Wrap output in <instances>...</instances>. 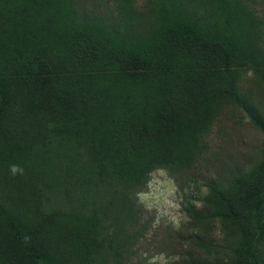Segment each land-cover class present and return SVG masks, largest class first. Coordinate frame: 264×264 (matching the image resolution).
Segmentation results:
<instances>
[{"label":"trees","instance_id":"trees-1","mask_svg":"<svg viewBox=\"0 0 264 264\" xmlns=\"http://www.w3.org/2000/svg\"><path fill=\"white\" fill-rule=\"evenodd\" d=\"M114 1L0 0V264H129L150 180L197 187L231 106L264 132L254 0ZM260 157L186 197L181 263L264 264Z\"/></svg>","mask_w":264,"mask_h":264},{"label":"rangeland","instance_id":"rangeland-1","mask_svg":"<svg viewBox=\"0 0 264 264\" xmlns=\"http://www.w3.org/2000/svg\"><path fill=\"white\" fill-rule=\"evenodd\" d=\"M94 1L85 0L89 6ZM101 1L103 3L107 1V5L111 8L116 5L114 0ZM136 2L142 6L145 0H136ZM254 2H256L255 8L258 14L264 19V0H254ZM251 76V73L248 74V82L244 88L251 86L249 82ZM252 104L264 117V93H257ZM215 124L208 140L211 152L214 151L221 157H216V162L213 164L198 166L190 171L193 177L199 179L197 187L194 184L185 183V189H180L179 192L178 182L169 179L164 184V188L161 184L154 185L153 183L139 193L140 226L145 224L146 227L143 229L142 238L134 247L138 249V252L132 256L129 264H175L176 262L184 264L180 262L185 259L183 254L190 252L193 248L196 249L189 240L184 241L179 238L183 227L190 222V219L186 217V212L182 210V208L185 209L186 197L191 196L193 200L190 202L192 203L197 202L205 194L204 181L212 176L209 172L214 171L213 168L220 165L219 159L224 158L223 161L229 164H247L261 158L264 132L241 108L236 106L227 108ZM195 234L196 232H192L191 236ZM213 237L217 241L221 235ZM168 245H172L173 248H168Z\"/></svg>","mask_w":264,"mask_h":264},{"label":"clouds","instance_id":"clouds-1","mask_svg":"<svg viewBox=\"0 0 264 264\" xmlns=\"http://www.w3.org/2000/svg\"><path fill=\"white\" fill-rule=\"evenodd\" d=\"M11 171H12V173L13 174H16L18 171H22L21 169H18L16 166H13L12 167V169H11ZM172 180H175V182H178L177 180H176V178L175 179H172ZM151 184H152V182H151V180H150V182H149V184H148V186L150 185L151 186ZM179 184V183H178ZM179 186H180V188H179V192H180V189H181V185L179 184ZM205 188V187H204ZM182 190V189H181ZM205 193H207L206 192V188H205ZM204 195V194H203ZM202 195V196H203ZM204 197V196H203ZM203 197H201L200 199H198L197 200V202H192V203H195L198 207H200L201 206V201H202V198Z\"/></svg>","mask_w":264,"mask_h":264}]
</instances>
